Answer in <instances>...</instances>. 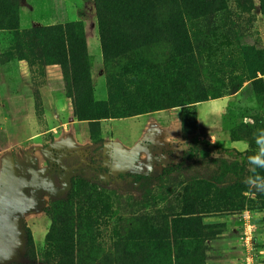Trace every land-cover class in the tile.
<instances>
[{"label":"rangeland","instance_id":"rangeland-1","mask_svg":"<svg viewBox=\"0 0 264 264\" xmlns=\"http://www.w3.org/2000/svg\"><path fill=\"white\" fill-rule=\"evenodd\" d=\"M214 1L225 9L213 23L188 22V76L168 62L171 49L162 46L140 53L155 74L149 67L142 78L114 74L126 117L78 121L60 66L0 59V148L8 147V136L16 141L1 173L31 180L53 146L89 153L64 197L45 198L41 209L16 218L26 264H264V192L245 184L254 174L248 163L254 134L264 129V0ZM19 17L21 29L80 24L94 97L109 98L95 0H22V7L19 0ZM13 42L12 33L0 32V57ZM43 90L67 109L47 111ZM166 91L191 104L144 113L142 97L153 92L164 105ZM219 99L226 103L219 129L200 130L199 114L208 122L218 113L204 104ZM14 120L18 128L10 127ZM37 125L38 142L29 138ZM232 141L249 149L235 150ZM178 165L182 170L146 189L133 183L136 175L157 178ZM256 174L264 176V169ZM183 207L203 213L180 217Z\"/></svg>","mask_w":264,"mask_h":264},{"label":"trees","instance_id":"trees-1","mask_svg":"<svg viewBox=\"0 0 264 264\" xmlns=\"http://www.w3.org/2000/svg\"><path fill=\"white\" fill-rule=\"evenodd\" d=\"M98 16L99 36L107 84L110 89L106 101L96 100L91 77L90 56L84 29L80 24L70 22L64 25L42 26L21 29L19 22V0H0V32H9L14 36L13 45L2 53V62L13 60L25 61L29 65L60 66L68 83V97L72 101L73 117L78 121L91 123L128 116L118 100L123 96L120 80H114V74L140 77L156 68L146 63L140 56L147 49L162 46L171 49L168 60L176 71L185 77L190 74L185 61L188 53L186 48L192 47V34L188 27L189 21H206L213 23L215 15L222 13L224 7L216 5L214 0H95ZM125 59V64L120 61ZM264 75V69L261 71ZM154 92V91H153ZM147 92L142 97L144 113L155 112L166 108H175L191 103L179 102L171 91L164 93L162 100L159 95ZM155 97L154 100H151ZM203 102L197 100L194 104ZM186 129V127H185ZM182 170L181 165L166 168L157 177L136 175L133 183H140L146 189L152 183L160 182L176 171ZM185 170V169H183ZM182 191L180 195L184 194ZM179 195V196H180ZM194 207H183L180 217L191 218L203 212L194 213ZM173 217L174 229L177 218ZM28 258V256L26 255ZM16 264V263H13Z\"/></svg>","mask_w":264,"mask_h":264},{"label":"water","instance_id":"water-1","mask_svg":"<svg viewBox=\"0 0 264 264\" xmlns=\"http://www.w3.org/2000/svg\"><path fill=\"white\" fill-rule=\"evenodd\" d=\"M40 173L34 172L31 180L18 181L9 171L4 172L0 189V264L27 263L25 235L15 220L24 213L41 209L45 193L56 198L54 192H57V188L54 183H50L46 189L40 188ZM28 189H31L30 195L25 193Z\"/></svg>","mask_w":264,"mask_h":264},{"label":"flooded vegetation","instance_id":"flooded-vegetation-1","mask_svg":"<svg viewBox=\"0 0 264 264\" xmlns=\"http://www.w3.org/2000/svg\"><path fill=\"white\" fill-rule=\"evenodd\" d=\"M75 150L76 151L72 152L65 148H58L47 151V162L45 167L36 170L41 171L39 175L40 188L46 189L50 183H54L57 192H54L56 198L45 193L43 199H60L64 197L70 187H72L73 177L80 172L81 163H84L89 157L88 149H86V152H83L84 154L78 149ZM30 194L31 189H28L27 195Z\"/></svg>","mask_w":264,"mask_h":264},{"label":"crops","instance_id":"crops-1","mask_svg":"<svg viewBox=\"0 0 264 264\" xmlns=\"http://www.w3.org/2000/svg\"><path fill=\"white\" fill-rule=\"evenodd\" d=\"M20 5L22 7V0H20ZM89 38V37H88ZM97 44V42L95 43ZM95 46V45H94ZM88 47L90 48V40L88 41ZM15 64H11V66H14ZM45 91L43 90L42 91V96H43V104L46 108V110L48 111V108L50 107V109L52 110V113H57L58 111H61L63 110L64 108L67 109V103H64L62 101H59L55 98L51 99V98H46V95L44 93ZM225 101L223 99H219V100H214V101H210V102H206V104L204 105H209V106H213V108L216 110V116L214 115L213 118H210L209 121L207 122L206 120L205 121H201L200 120V114H199V129L200 130H205L206 129V126L210 128V132H213V131H217L219 129V126H216V122H217V119H218V116L221 115V112L223 111V109L225 108ZM48 120H49V123L52 127L53 125V120L51 119V117L48 115ZM8 122V120L6 121V123ZM11 122V125L10 127L11 128H18L17 126H19L18 122H16L15 120L14 121H10ZM205 122V126H204V123ZM9 125V122L7 123V128ZM38 127V125H37ZM215 129V130H214ZM9 133V132H8ZM10 134V133H9ZM42 133L40 131V128H36L35 132H33L31 134V136L29 138L35 140L36 142H38L39 138L42 137ZM13 137V136H12ZM11 136H8V139H7V142H8V147L5 148V149H2L0 148V162L2 161V163L0 164V173H1V168L5 165H3V162H4V159L6 158V154L8 152V149L11 148L12 145H14V143L16 142L15 141V138H12ZM21 142V141H19ZM18 142V143H19ZM232 144V148L235 149V150H238V151H247L249 149V146L246 142L244 141H232L231 142ZM3 175H4V172H2L0 174V184H2V181H3Z\"/></svg>","mask_w":264,"mask_h":264},{"label":"clouds","instance_id":"clouds-1","mask_svg":"<svg viewBox=\"0 0 264 264\" xmlns=\"http://www.w3.org/2000/svg\"><path fill=\"white\" fill-rule=\"evenodd\" d=\"M254 139L256 151L248 156V163L254 174L245 180V184L257 192H264V176L256 174V169H264V129L258 130L254 134Z\"/></svg>","mask_w":264,"mask_h":264},{"label":"built area","instance_id":"built-area-1","mask_svg":"<svg viewBox=\"0 0 264 264\" xmlns=\"http://www.w3.org/2000/svg\"><path fill=\"white\" fill-rule=\"evenodd\" d=\"M246 240L249 241L250 240V237H246Z\"/></svg>","mask_w":264,"mask_h":264}]
</instances>
